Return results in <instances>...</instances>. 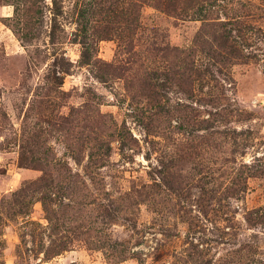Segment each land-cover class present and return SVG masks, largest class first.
I'll return each instance as SVG.
<instances>
[{
  "label": "rangeland",
  "instance_id": "1",
  "mask_svg": "<svg viewBox=\"0 0 264 264\" xmlns=\"http://www.w3.org/2000/svg\"><path fill=\"white\" fill-rule=\"evenodd\" d=\"M0 264H264V0H0Z\"/></svg>",
  "mask_w": 264,
  "mask_h": 264
}]
</instances>
